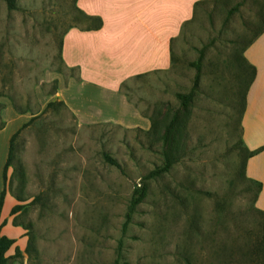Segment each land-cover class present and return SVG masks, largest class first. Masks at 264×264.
Here are the masks:
<instances>
[{
    "label": "rangeland",
    "instance_id": "374dc122",
    "mask_svg": "<svg viewBox=\"0 0 264 264\" xmlns=\"http://www.w3.org/2000/svg\"><path fill=\"white\" fill-rule=\"evenodd\" d=\"M91 26L76 0H15L12 10L0 0V223L22 230L26 245L18 260L264 264L261 184L247 177L252 151L241 127L253 79L243 51L264 27V0H208L195 7L171 44L170 68L120 86L152 120L148 130L80 125L55 98V81L77 75L61 60L64 34ZM200 51L198 87L182 109L176 94L191 90ZM32 117L13 141L4 183L10 138ZM165 152L168 169L145 179L165 165ZM256 164L264 174V155ZM251 169L254 174L253 163ZM142 181L146 194L124 228ZM15 205L20 209L10 215Z\"/></svg>",
    "mask_w": 264,
    "mask_h": 264
},
{
    "label": "crops",
    "instance_id": "0c3cea01",
    "mask_svg": "<svg viewBox=\"0 0 264 264\" xmlns=\"http://www.w3.org/2000/svg\"><path fill=\"white\" fill-rule=\"evenodd\" d=\"M199 1L204 0H76L77 8L86 16L99 18L101 26L73 27L64 34L61 60L77 75L55 81V98L80 125L112 123L148 130L151 119L119 88L131 78L170 68L171 44L183 24L192 19ZM243 58L255 75L246 91L242 138L250 151L262 148L248 159L246 170L248 178L261 184L258 208L264 212V174L257 171L256 164L264 155V29L245 48ZM252 163L254 174L250 172ZM1 233L15 240L6 256H13L17 248L21 257L26 245L22 230L7 226ZM9 262L25 264L18 258Z\"/></svg>",
    "mask_w": 264,
    "mask_h": 264
},
{
    "label": "trees",
    "instance_id": "16d2710c",
    "mask_svg": "<svg viewBox=\"0 0 264 264\" xmlns=\"http://www.w3.org/2000/svg\"><path fill=\"white\" fill-rule=\"evenodd\" d=\"M4 1L6 2V5H7L8 9L12 10V9L15 8V0H4ZM206 1H208V0L197 2L195 4V6H194V9H195V7H197L199 5H203ZM235 9H236V7H233L229 11V14H231L232 11H234ZM83 15L90 21V23L93 24L92 27H94L95 29H97V28H99L101 26V20L99 18L89 17V16H86L85 14H83ZM263 29H264V27H263ZM263 29L258 30V32H257V34L255 36H257L259 33H261L263 31ZM254 38L255 37H253V39ZM253 39L248 42V45H250L252 43ZM201 59H202V51H200V55H199L197 61L192 63V65L194 66L196 72H195V76H194V80H193V84H192L191 90L188 93H177L176 94V97L179 100L180 107L182 109H186L188 107V105L191 103V100H192V98L194 96V92L196 91V88L198 87V80H199L200 72H201ZM171 61H172V57H171ZM250 68L252 69V78H253L254 75H255V70L251 66H250ZM251 81H252V79L250 80L249 83H251ZM51 104L52 103H48L47 106H49ZM33 119H34V117L30 118V120L27 123L23 124L22 127L15 134H13L12 137L10 138L7 160L5 162L4 169H3V182L4 183H5V179H6V170H7L8 166L10 165V161L12 159L13 141H14L15 137L18 135V133L20 132V130L25 125H27L29 122L33 121ZM174 122H175V115L173 116V118L171 119L169 124L165 126V130H164V134H163V137H164L165 141H167L168 133H169L170 129L172 128V126L174 125ZM3 125H4L3 122H1L0 123V128ZM153 126L154 125H153V122L151 120L150 129H152ZM255 153H256L255 151H252V153H250L248 155V158L253 157ZM103 159L107 163H109L111 165H114L116 167H119L118 163L113 158H111L108 154L103 153ZM170 164L171 163H170V160L168 159V155L165 152V165L162 168H160V169H155V170L151 171L149 174H147L145 176V179L152 178L154 176L159 175L162 172H165L168 169V167L170 166ZM146 189H147V187H146V184L144 183V181H142L140 183V185H138V186H136L134 188L132 196L130 198L128 210H127V213L125 215L124 228L130 222L136 207L141 203L142 199L144 198V196L146 194ZM4 193H5V190L3 188V190L1 191V194H0V213H1V207H2V202H3L2 200H3ZM19 209H20V206L19 205H15L10 210V215L15 214ZM4 224H5V222L0 223V264H8V261L10 259H17L20 256L19 250L17 248L15 249V254L13 256H10V257L6 256L7 251L12 247V245L15 242V240L11 239V238H9V237H7V236H5V235H3L1 233V229H2ZM111 264H128V263H119L118 261H114Z\"/></svg>",
    "mask_w": 264,
    "mask_h": 264
},
{
    "label": "bare ground",
    "instance_id": "6f19581e",
    "mask_svg": "<svg viewBox=\"0 0 264 264\" xmlns=\"http://www.w3.org/2000/svg\"><path fill=\"white\" fill-rule=\"evenodd\" d=\"M264 201V200H263Z\"/></svg>",
    "mask_w": 264,
    "mask_h": 264
}]
</instances>
